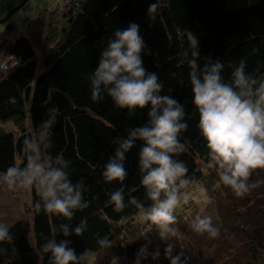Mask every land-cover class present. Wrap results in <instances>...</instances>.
I'll return each mask as SVG.
<instances>
[{
	"label": "trees",
	"instance_id": "16d2710c",
	"mask_svg": "<svg viewBox=\"0 0 264 264\" xmlns=\"http://www.w3.org/2000/svg\"><path fill=\"white\" fill-rule=\"evenodd\" d=\"M73 2L70 13L66 6L64 15L68 22L61 38L44 52L41 70L36 47L42 40L39 35L28 30L16 34L6 44L3 56L15 57L17 65L11 70H3L0 66V120L13 123L16 129L0 127V172L13 164L23 166L24 140L33 136L34 128L46 119V110L54 109L57 121L52 130L50 152L71 162V179L73 183L82 181L85 185L84 198L89 207L77 211L71 221L58 215L37 214L33 204L39 197L31 190L32 229L23 219L9 226L13 240L0 244V248L6 249L0 255V264H39L38 256L41 264H48L42 245L63 223H70L73 228L81 222L85 224L80 236L57 235V241L68 239L71 242L70 247L78 257L90 253L100 256L108 243L125 246L121 241L132 231L141 236L149 233L156 237L158 234V229L143 218L140 210L127 203L129 193L145 208L152 203L145 196L137 172L139 146L128 154L125 166L129 175L123 185L115 181L105 183L102 178L104 165L114 152L115 138L125 136L130 127L142 125L147 119V108L129 117L126 110L113 106L110 97L105 96L100 102L91 99L88 76L98 66L101 52L116 29L127 28L132 22L140 25V34L147 45L142 53L144 67L158 75L163 83L162 95H171L185 105L189 114L186 116L188 129L182 133L181 140L186 143V149L175 158L185 163L188 178L194 181L189 189H197L202 184L205 189L209 186L208 192L220 193V178L217 180L214 175H218L215 168L211 177L207 174L212 166L206 142L197 127L199 114L191 103L189 68L180 63L188 47L183 31L189 29L197 35L201 65L207 63V57L225 63L223 76L226 81L232 71L229 65L238 64L241 59H246L247 72L257 74L258 68L264 72L261 67L264 65V0H157L159 7L155 12H148L155 0ZM153 15L154 20L151 19ZM1 59L0 64L4 60ZM26 119L30 120V127H26ZM122 186L127 206L116 212L109 202L110 194ZM190 195L188 203H182L175 211L176 220L203 215L205 207L200 214L199 206L189 203L196 198L194 193ZM239 212L250 218L232 229L231 233L235 230L238 233V242L234 241L237 244L225 252L223 247L231 245L233 240L228 244L214 242L212 246L219 248L214 249L216 254L196 256L199 264H216L217 259L224 261L228 256L238 262L231 264H264V214L260 219L255 216L258 212L255 208ZM212 218L222 232L219 212H214ZM237 245L241 248L236 252ZM81 264L86 263L82 260Z\"/></svg>",
	"mask_w": 264,
	"mask_h": 264
},
{
	"label": "clouds",
	"instance_id": "9594fccd",
	"mask_svg": "<svg viewBox=\"0 0 264 264\" xmlns=\"http://www.w3.org/2000/svg\"><path fill=\"white\" fill-rule=\"evenodd\" d=\"M158 7L155 0L148 12H155ZM151 19L154 20L155 15ZM182 35L188 47L180 63L189 68L191 103L199 114L197 127L206 142L210 166L216 168L223 185L236 197L243 198L264 184V181L249 182L254 170L264 169V72L259 68L257 74L247 72L246 59H241L238 64L229 65L232 71L226 81L223 76L225 63L207 57V63L201 65L197 35L189 29ZM146 48L137 23L116 29L88 80L93 102L110 97L113 106L126 110L129 117L147 108V119L142 125L130 127L125 136L115 138L114 152L104 165L102 178L105 183L115 181L123 185L129 175L125 166L128 154L139 146L137 172L145 196L152 203L145 208L130 193L127 203L140 210L164 241L177 234L173 227L177 219L174 213L182 203H188L187 190L194 183L188 178L185 163L175 158L186 149L181 135L188 129L186 116L189 114L185 105L173 96L161 94L163 83L158 75L144 67L142 53ZM45 116L46 119L34 128L33 136L23 142V166L13 164L0 172V183L10 191L34 190L39 197L33 204L37 214L58 215L71 221L77 211L89 207L84 198L85 185L82 181L73 183L69 160L51 154L57 113L48 108ZM125 199L122 186L110 194L109 202L114 211L121 212L127 206ZM191 229L208 239L220 235L210 215L196 216ZM84 231V222L74 228L70 223L61 224L58 232L54 231L42 245L48 264H81L84 254L78 257L70 247L71 242L68 239L57 241V235L80 236ZM12 240L9 225L0 223V244ZM148 249L149 244L139 249L134 264H142L149 256L152 260L159 258L158 249L153 252ZM5 252L6 249L0 248V255ZM172 252L173 245L167 244L165 257L170 259V264H180V256H173ZM111 264H119V258L113 256Z\"/></svg>",
	"mask_w": 264,
	"mask_h": 264
},
{
	"label": "rangeland",
	"instance_id": "374dc122",
	"mask_svg": "<svg viewBox=\"0 0 264 264\" xmlns=\"http://www.w3.org/2000/svg\"><path fill=\"white\" fill-rule=\"evenodd\" d=\"M73 1L75 0H0L1 60L4 59L5 62L8 58L6 55V57L3 56L7 42L13 39L12 37H16V34L27 33L29 30L39 35L42 39L40 42L35 40L38 42V44L35 43L38 52L39 70H41L44 52L49 50L54 43L61 38L63 27L68 22V18L64 15L66 6L68 5L67 8L69 7V9L67 11L70 13V9L73 7ZM230 4H232L231 1ZM16 65L17 64H14L11 68L3 70H11ZM25 121L26 127H30V120L26 119ZM0 127L9 130L16 129L13 123L3 122L1 120ZM214 168L215 167H212L207 170V174L210 177L212 176V172H214ZM214 175L218 178L217 180H219V175ZM255 181H264V169L254 170L253 175L249 178V182ZM221 183L222 182L219 181L220 193L216 190H210V192H208L209 186L205 189L202 187V184L198 185L197 189L199 190L194 187L188 190L190 197V194L193 193L196 197L189 203L193 207L199 206L198 209L200 214L201 210L204 209L202 207H205L202 211L203 215L212 216L214 212H219V220L223 225L221 227L222 232H220L218 238L208 239L206 236H200L194 233L191 229V222L195 217L193 216V218L191 216L190 219L186 217L185 220L182 217L176 220L175 225H173L177 229V234L175 236H170L167 240L162 241L159 237V233L156 234V237L151 236L149 233L141 236L140 233L132 231L128 235H125L123 237L124 239L121 241L125 246H120V244L117 245L116 243H108L102 255L99 256L98 254L90 253L84 257V262L86 264H111L113 256H116L119 258V264H134L139 249L143 245L149 244V252L158 249L160 251V256L157 260H152L149 256L148 259L142 261V264H170V259L165 257L164 250L167 244H172V255L180 256V264H190L191 262L199 264L196 256L209 253L212 256L214 253L216 254L214 249L219 248L212 246L214 242L220 241L226 244L229 243V240L238 242L236 240L238 233H236V230L233 233H231V231L237 227L239 222L244 223L250 218V216H246L244 213L240 215L239 211L244 212L247 208L251 211V209L255 208V210H258V212H255V216L260 219L261 215L264 214V184L252 190L245 197L238 198L229 187L223 186ZM215 184L216 182L214 185ZM141 218L142 216H138V219ZM19 219L26 221L31 227L30 230L32 229L33 213L31 211V190L10 191L6 185L0 183V223H6L10 226ZM213 223L216 222L214 221ZM147 236L149 237L148 240L146 239ZM232 242L231 245H225L223 247L225 252L229 248L233 249V246L237 244L236 242ZM240 248V245H237L236 252L239 251ZM231 257L232 256L226 257V260H224L225 262L217 259L216 264H231L235 261V258L231 259ZM38 261L39 264H41L40 256H38Z\"/></svg>",
	"mask_w": 264,
	"mask_h": 264
},
{
	"label": "built area",
	"instance_id": "2783aa9c",
	"mask_svg": "<svg viewBox=\"0 0 264 264\" xmlns=\"http://www.w3.org/2000/svg\"><path fill=\"white\" fill-rule=\"evenodd\" d=\"M14 64H17V60L15 59V57L8 56V58L5 60V62H4V60L1 62V68L2 69H9Z\"/></svg>",
	"mask_w": 264,
	"mask_h": 264
},
{
	"label": "water",
	"instance_id": "95a60500",
	"mask_svg": "<svg viewBox=\"0 0 264 264\" xmlns=\"http://www.w3.org/2000/svg\"><path fill=\"white\" fill-rule=\"evenodd\" d=\"M69 21L71 22V19Z\"/></svg>",
	"mask_w": 264,
	"mask_h": 264
}]
</instances>
